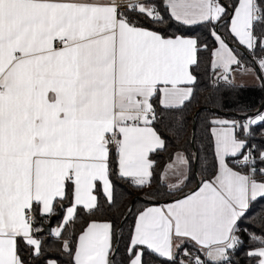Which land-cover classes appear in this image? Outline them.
<instances>
[{
  "label": "snow or ice",
  "instance_id": "6c2138e0",
  "mask_svg": "<svg viewBox=\"0 0 264 264\" xmlns=\"http://www.w3.org/2000/svg\"><path fill=\"white\" fill-rule=\"evenodd\" d=\"M193 26L208 30L212 47L183 34ZM241 46L264 53V0H0V264L40 257L39 225L57 209L51 235L68 264H116L111 220H90L74 239L66 226L80 209L93 215L99 193L114 203V176L151 187L152 157L167 147L157 124L191 102L201 50L214 83L233 85L236 72L255 74ZM253 63L264 87V55ZM207 123L211 172L184 191L190 160L176 151L160 177L176 178L171 201L134 213L119 264H145L146 253L162 264H238L242 234L247 264H264V235L240 226L264 199V111Z\"/></svg>",
  "mask_w": 264,
  "mask_h": 264
},
{
  "label": "trees",
  "instance_id": "16d2710c",
  "mask_svg": "<svg viewBox=\"0 0 264 264\" xmlns=\"http://www.w3.org/2000/svg\"><path fill=\"white\" fill-rule=\"evenodd\" d=\"M158 2V0H157ZM161 14L168 20L167 14L161 8ZM141 22L146 27H154L156 30L170 34L178 31L175 22L165 24L152 25L141 18ZM224 32V28H220ZM185 35L199 36L202 42H206L210 47L213 46L211 36L208 30L201 26H193L192 30L183 32ZM234 46V45H230ZM241 60L245 67L258 69L253 60L264 53L259 50L255 56L244 53L243 47H240ZM209 53L203 49L200 52V65L193 68V73L197 76L194 96L190 103L179 111L164 113V117L157 128L162 137L167 142L165 150L158 152L152 158L156 161L153 172V181L150 188L143 190L131 186L130 183L113 177L115 185L114 203L108 204L102 193H99V209L93 214L88 215L82 209L78 210L77 217L74 222L69 223L64 231V236L74 239L87 226L90 220L105 221L111 220L118 230L119 252L116 255V264L125 258V244L130 230V226L134 221V213L142 210L146 206L153 203L170 202L172 197L169 196L167 184L161 182V172L166 163L176 151H183L189 157L190 169L189 179L186 181L184 191H189L195 187L196 177L207 176L212 169L213 155L211 146V137L208 134V119L212 116H228L239 119L245 112L253 115L257 110L264 109V87L258 86H242V85H226L224 82L214 83V78L208 67ZM260 76L262 75L259 73ZM197 109H200L198 112ZM223 113H227L224 115ZM193 138V141H192ZM195 156L196 171H195ZM136 197L132 203V199ZM131 209V213L129 212ZM61 212L57 209V213ZM56 213V214H57ZM55 214V215H56ZM63 213L54 219L53 226L60 223ZM45 219L39 226L43 228V224L48 222ZM241 228H247L257 235H264V199H258L254 202L245 217L240 222ZM42 240L43 254L31 261V264H46L48 260L58 261V264H68L69 257L64 253L62 240L55 236L38 234ZM245 240V248L233 258L238 264H247L244 258V250L249 247L247 236L242 234ZM26 258H27V254ZM145 264H162V261L154 256L145 254Z\"/></svg>",
  "mask_w": 264,
  "mask_h": 264
},
{
  "label": "crops",
  "instance_id": "0c3cea01",
  "mask_svg": "<svg viewBox=\"0 0 264 264\" xmlns=\"http://www.w3.org/2000/svg\"><path fill=\"white\" fill-rule=\"evenodd\" d=\"M249 69H253L255 71V74H245L243 73L242 71L241 72H236L234 74L235 76V81H234V84L235 85H242V86H258V85H261L262 83V80L261 79H258L257 77L260 76L259 74V71L255 68H252V67H247ZM220 82H223V81H220ZM218 117H222V118H226V119H236V118H231V117H228V116H218ZM189 174V172H188ZM175 177L169 175L168 179L166 181H164L166 184L169 183V182H175ZM165 203H168V202H165ZM165 203H153V204H150L148 206H153V205H163ZM146 206V207H148ZM63 218V216H62ZM62 221V219H61ZM60 221V223H61ZM60 223L52 226L51 229H54L56 228ZM185 247H188L187 245H185ZM189 249H192L189 247Z\"/></svg>",
  "mask_w": 264,
  "mask_h": 264
},
{
  "label": "water",
  "instance_id": "95a60500",
  "mask_svg": "<svg viewBox=\"0 0 264 264\" xmlns=\"http://www.w3.org/2000/svg\"><path fill=\"white\" fill-rule=\"evenodd\" d=\"M258 70V69H257ZM259 71V70H258ZM260 73V72H259ZM263 104H264V101H263ZM200 109H197V111L196 112H198ZM224 115H226L227 113H223ZM192 141H193V138H192ZM196 161H197V156H195V171H196ZM199 180H198V178L196 177V184H195V187H197V182H198ZM194 187V188H195ZM194 188H192V189H194ZM191 189V190H192ZM136 199V197H134L133 199H132V203L134 202V200ZM61 215V212H58L56 215H54V216H52V218L48 221V222H46V223H44L43 224V228L45 229V231H44V233L45 234H50L51 233V228H52V226H53V222H54V219L55 218H57V217H59Z\"/></svg>",
  "mask_w": 264,
  "mask_h": 264
},
{
  "label": "built area",
  "instance_id": "2783aa9c",
  "mask_svg": "<svg viewBox=\"0 0 264 264\" xmlns=\"http://www.w3.org/2000/svg\"><path fill=\"white\" fill-rule=\"evenodd\" d=\"M119 3H121L122 5H126L127 3L130 2V0H118ZM193 249H189V252H192Z\"/></svg>",
  "mask_w": 264,
  "mask_h": 264
},
{
  "label": "rangeland",
  "instance_id": "374dc122",
  "mask_svg": "<svg viewBox=\"0 0 264 264\" xmlns=\"http://www.w3.org/2000/svg\"><path fill=\"white\" fill-rule=\"evenodd\" d=\"M262 111H264V109Z\"/></svg>",
  "mask_w": 264,
  "mask_h": 264
}]
</instances>
